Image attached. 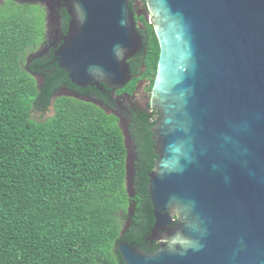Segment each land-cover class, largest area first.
<instances>
[{"label":"water","instance_id":"water-1","mask_svg":"<svg viewBox=\"0 0 264 264\" xmlns=\"http://www.w3.org/2000/svg\"><path fill=\"white\" fill-rule=\"evenodd\" d=\"M143 1L159 44L148 100L157 112L151 234L162 230L168 243L150 254L120 241L118 250L125 264H264V0ZM61 2L70 25L59 67L78 88L126 87L143 49L130 0ZM66 92L105 107L63 88L52 108Z\"/></svg>","mask_w":264,"mask_h":264},{"label":"trees","instance_id":"trees-1","mask_svg":"<svg viewBox=\"0 0 264 264\" xmlns=\"http://www.w3.org/2000/svg\"><path fill=\"white\" fill-rule=\"evenodd\" d=\"M12 11L18 12L0 6V264H125L120 241L151 254L155 219L147 186L157 161V112L148 103L128 106L137 159L128 190L124 128L105 109L117 108L115 89L76 87L54 48L29 58L47 44V37L39 43L42 18L31 24L26 10L9 17ZM139 20L146 24L143 49L137 63L129 61L134 79L118 95L133 96L142 81L151 93L159 44L145 16ZM63 88L105 107L61 95L45 117Z\"/></svg>","mask_w":264,"mask_h":264},{"label":"flooded vegetation","instance_id":"flooded-vegetation-1","mask_svg":"<svg viewBox=\"0 0 264 264\" xmlns=\"http://www.w3.org/2000/svg\"><path fill=\"white\" fill-rule=\"evenodd\" d=\"M5 1L6 0H0V5L4 4ZM130 4H132V6L134 8L133 13L135 15V22H136L137 31L144 38L145 33H146V24L144 22L140 21L139 19H141L142 17L145 16V20H146V15L150 18V14L148 12L147 6L143 0H130ZM49 6L51 9L50 11L52 13V15L50 14L51 15L50 18H51V22H53V28L52 29H53L54 33H53L52 37H50V39L47 38V44L44 47L45 53H48L50 51V49H53V48L56 49L57 47L60 46L62 39L64 38V36H67V34H68L69 25H70V18H69L68 10L64 7L61 0H56L55 3L51 2V5L49 4ZM146 23L151 25L150 21L147 22V20H146ZM63 24L67 25L66 26L67 31H65L66 29L63 28ZM138 53L140 54V52H138ZM130 61L134 62V64L137 63L138 62V56L135 55ZM139 69L142 70L143 68L140 66ZM139 83L136 86V90H135L133 96H129L128 94L118 95V91L120 89L114 88L115 90H114L112 96H113V99L116 100V102H117V104H116L117 108H114L113 112L120 117L123 124H127L130 121V119L127 117V115H128V111H127L128 103L127 102L132 101L135 98L136 94L139 92V90H140V84ZM127 86L122 88V89L127 88ZM99 88L101 90H103V87H101V85ZM85 97H88L90 99H96L95 97H91V96H85ZM148 100H149V97L145 101V105L148 103ZM129 106H131V105H129ZM129 142L131 143V145H133L131 140ZM132 151H134L133 147H132ZM134 154H135V152L132 153L133 156H132L131 163L134 165V171H135V163H136L137 159L135 158ZM175 218H176V216H174V219ZM165 235H166V233L162 232V230H161V232H159L156 235H152L150 233V237H149L148 241H151V245H150V249L152 251L151 253H155L156 251H158L161 248V246H164L168 243V241L165 240ZM156 244H158L159 246L156 247Z\"/></svg>","mask_w":264,"mask_h":264},{"label":"rangeland","instance_id":"rangeland-1","mask_svg":"<svg viewBox=\"0 0 264 264\" xmlns=\"http://www.w3.org/2000/svg\"><path fill=\"white\" fill-rule=\"evenodd\" d=\"M51 2L49 0H36V1H30L28 2L27 0H16L14 2V0H6L4 2V4L0 5V6H4V8H8V6H12L14 7V9L18 12H22L24 10L27 11V13L24 16V22H29V23H35L36 20H40L42 18L41 21H39V26L40 28H43L42 31V38L39 40V43L43 42V38L47 37L50 39V37H52L53 35V22H51V18L50 16L52 15L51 13V9L50 6ZM18 12L12 11L9 14V17H14V15ZM51 14V15H50ZM36 17V18H34ZM34 19H36L34 21ZM146 20L147 22L150 21V18L146 15ZM43 34L45 35L43 37ZM43 54L44 53V47H41L40 49H38L36 52L29 54V58L30 57H34L37 56L39 54ZM140 84V90L139 92L136 94L135 98L132 101H128V106L129 105H133V104H140L141 106H145V101L147 100L148 96L145 92V88L147 83L142 81L139 83ZM66 95H71V93L66 92ZM54 108H52V106L50 107V109L46 112L45 117L48 116H52L54 114ZM127 146L129 147L130 151L132 150V145L130 142H127Z\"/></svg>","mask_w":264,"mask_h":264}]
</instances>
